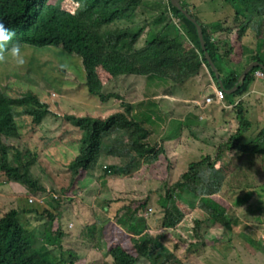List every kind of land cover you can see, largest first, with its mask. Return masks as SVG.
I'll return each mask as SVG.
<instances>
[{"label":"trees","instance_id":"16d2710c","mask_svg":"<svg viewBox=\"0 0 264 264\" xmlns=\"http://www.w3.org/2000/svg\"><path fill=\"white\" fill-rule=\"evenodd\" d=\"M172 1L0 0V19L15 31L9 47L18 43L20 47L52 48L76 55L81 61L88 96L96 97L102 104L121 102L119 109L109 116L98 112L89 117H65L78 129L80 142L76 155L75 150L72 152L75 156L66 162L65 169H55V180L59 181L64 175L70 178L67 186L57 184L59 188H54L53 197L60 203L64 198L69 200L77 193L87 195L95 189L91 199L95 209V201L101 196L102 180L97 178L90 189H82L79 184L102 160H110L105 173L123 183L124 180L136 181L140 173L151 177L145 182L161 183V188L165 189L164 196L159 193L158 201L163 214L159 231H165L164 234L153 235L146 220L138 217L147 211L151 197L133 204L112 197L106 200L109 223L103 264H189L190 258L206 255L211 249V244L204 239L206 221L227 233L232 242L238 235L233 224L240 212L242 215L252 210L256 199L261 201L256 221L262 229L264 226L261 218L264 215V123L246 146H240L242 134L252 130L244 104L246 98L242 97L255 81L254 73H263L261 70L253 69L232 95L224 93L229 104L234 105L238 100L233 110L236 127L230 128L233 134L229 141L219 147L214 157L199 149L205 155L198 158L199 162L190 164L188 171L173 185L169 179L175 149L165 143L155 147L149 143V126L161 121L155 117V108L143 109V105L133 108L122 103L123 98L117 92L106 93L109 83L131 76L144 77L147 84L180 87L199 76L204 66L219 87L204 57L195 24L174 9ZM223 1V9L228 8L229 14L207 27L189 12L186 0H180V4L202 26L207 51L225 88L231 90L247 65L254 61L264 65V0ZM185 40L189 41L188 48L184 47ZM16 104H29L25 106V113L38 124L54 115L51 111L55 106L43 103L37 95L12 100L0 94V188L15 182L29 195L43 199L46 188L34 173L37 167L43 166L41 155L29 146L21 152L11 144L19 139L12 111ZM197 122L193 121L201 125ZM233 152L237 155H229ZM44 158L48 160L45 155ZM204 171L211 172L206 179L202 176ZM186 192L196 197L195 208L204 214L203 220L193 217V208H185L181 198ZM55 209L54 203H48L46 208L44 204L28 208L23 203L3 215L0 218V264H55L56 258L59 259L56 264H72V254L66 258L62 254L53 260L44 255L45 252L52 256V250L62 248L64 233L56 222ZM29 217L44 220L41 230H36L42 233L43 251L33 244V239L39 241V238L29 229L33 224L27 220ZM39 224L35 223L37 229ZM93 231L94 226H90L89 235L95 239ZM246 237L248 242L250 238ZM248 246L258 251L262 249L260 240L249 241Z\"/></svg>","mask_w":264,"mask_h":264},{"label":"rangeland","instance_id":"374dc122","mask_svg":"<svg viewBox=\"0 0 264 264\" xmlns=\"http://www.w3.org/2000/svg\"><path fill=\"white\" fill-rule=\"evenodd\" d=\"M185 4L189 12L194 13L195 18H198L206 27L215 25L217 18H222L229 14L228 8L223 9V0H186ZM176 22L178 23V20ZM179 24L184 28H188L184 23ZM230 24L231 22L228 23V25ZM184 47H189V41L185 40ZM21 51L27 61L22 68L17 67L7 53L1 54L3 55V59H0V94L12 100H20L27 96L33 97L37 95L43 103L53 104L55 106L51 111L55 116H47L42 120L41 124L35 122L33 117H29L25 113L28 105L33 104H16L12 107L18 127L19 139L11 142V144L17 146L19 142L22 144L27 143L28 136H32L33 139L30 147L33 152L35 151L41 155L43 163V166L37 167L34 173L46 188V192L44 198L39 199L29 195L27 191L25 193L22 189L21 191H17L16 187L21 185L15 182H12V185L10 183L0 188V218L9 212L11 208L20 207L23 203L28 208L37 205L42 207L43 204L46 208L48 203H54V206H56L54 212L57 217L56 222L58 223L59 229L63 231L64 238L61 251L51 249L52 256L45 252L44 255L48 260H53V258L60 257L62 254L64 258L68 254H72V264H103L105 262L109 223V220L106 218L109 212V209L106 210V200L110 199V197L118 199L117 201L120 202H128V204L147 200L151 197L152 201L147 211L144 215L139 214L138 217L139 219L143 218L146 220L150 230L149 232L153 235L161 233L159 229L163 214L158 201L159 193L162 196L165 194V189L163 187L161 188V183H153L152 181L145 182L151 177L140 173L135 177L137 178L136 181L124 180L123 183L119 181L120 179H115L116 177L105 173L107 167H110V160L107 162L102 160L100 165L92 173L89 171L85 179L79 184V187L82 189L88 187L90 189V185L97 178L102 180L101 196L95 201V209L91 206V199H93L96 193L95 189L88 192L87 195H79L80 193L74 194L69 200L64 198L65 200L63 199L60 203L57 198L53 197L52 192L54 188H59L57 184L61 183L67 186L70 178L64 175L59 181L55 180V169H65L67 166L66 162L76 155L80 142L78 129L70 121H66L65 117H89L98 112L109 116L119 109L121 102L111 101L107 104H102L96 97L88 96L84 85V73L81 61L78 56L67 55L59 49L52 48L21 47ZM204 68L208 70L206 66L203 67V70ZM209 75L210 73L207 74L205 72L203 76L199 77L205 86L200 97L201 103L205 102L203 103V106L205 105L203 107L204 109L207 106H213V111L217 109L218 116H213V113H210L214 117V123L217 126L216 130H208L203 125L204 122L199 121L209 117L210 115L208 113H203L201 119L194 116L193 120V114H190L192 113L190 112V109H192L190 106L192 104L178 105L175 102L178 99L179 87H173L171 91V95H173V99L170 101L171 103L162 102L160 105H158L157 100L161 97L168 96L171 90L168 84L158 86L157 88L151 86L152 89L148 93H130L131 84L128 79L126 80L127 77H125L115 79L105 87L106 93L117 92L123 98L122 103L130 104L133 108L138 109L141 105H143V109L149 106L155 108V117L161 118V121L157 122L156 126H149L151 131L149 143L151 147L165 143L170 149H175L173 156L174 165L169 179L170 185L178 182L180 177L188 171L189 165L199 162L198 158L205 155L200 153L199 149L213 155V157L214 155H218L219 147L227 143L230 136H232L230 134V128L236 127V121L234 119L232 120L233 123L230 124L226 123V120L232 117L230 112L237 105L238 100L233 108L231 107L232 105H229L228 100L216 102L214 93L217 90L214 92L210 88V85L207 86L209 82L205 79ZM259 79H263V77H255V81L251 84L250 88L254 85L261 84L262 82ZM209 97L212 99L210 103L207 102ZM33 107L40 108L38 105H33ZM41 108L43 109L44 107ZM181 110L183 111L181 112ZM179 112H181V116L177 117L179 116ZM187 112L190 113L187 115ZM133 113L135 112L133 111ZM250 113L247 116L250 118L253 127L258 130L263 122L257 123L258 118L254 109ZM261 113L264 115V101L263 107L261 106ZM184 120H187L188 124L181 125L180 122ZM197 120L201 122V125H196L198 123ZM193 121L197 123L194 124ZM215 128L213 127L212 129ZM253 137L249 131L243 133L240 139V146H246ZM19 150L22 151L21 148ZM73 151H75V155L72 154ZM44 155L48 157L47 161ZM229 155H237V153L233 152ZM1 180L0 175V182ZM181 199L185 204V208H193V217L199 220L205 218L204 214L195 208L197 202L196 197L186 192L182 194ZM176 200L178 201V199ZM260 202L259 199H256L252 202L251 211L243 212L242 215L240 212L236 219L237 221L233 224L234 232L238 235L232 239V242L227 233L215 228L212 222L206 221L204 224L207 225V230L204 234V239L211 244V249L207 250L206 255L201 257L196 256V259L190 258L189 264L257 263L249 254L252 250L249 249L248 242H252L253 240L254 242L259 241L258 236L260 237V235L264 234V226L262 229L260 222L256 221L259 215L257 213L261 210ZM110 217H113V215L110 214ZM261 218L264 219V215ZM27 220L33 222L29 226V229L37 239L39 238V241L33 239L34 246L38 250L43 251L42 241H40L42 240V233L38 231L41 230L40 226H42L44 220H36L30 217ZM36 222L40 223L38 229L35 226ZM90 226H94L93 232L95 239H92L89 235ZM164 233L165 231L161 234ZM246 235V238H250L248 242L245 241ZM168 245L171 247L170 242H168ZM175 255L179 258L181 257L179 253H175ZM58 262L59 259L56 258L55 264ZM64 264L66 263L64 262Z\"/></svg>","mask_w":264,"mask_h":264},{"label":"crops","instance_id":"0c3cea01","mask_svg":"<svg viewBox=\"0 0 264 264\" xmlns=\"http://www.w3.org/2000/svg\"><path fill=\"white\" fill-rule=\"evenodd\" d=\"M220 19L221 18H217V21H219ZM205 72L207 74L209 73L208 70L206 68H204V70L200 73L199 76H197L194 79H192V81H189L186 84L181 85L179 87V94L177 96L178 99H177V101L175 100V102L178 105H180V104L181 105H183V104H192V106H190V108H192V109H190V112H192V113L187 112V115L189 113L193 114L192 115L193 116L192 117L193 120H194V116H197V117H199L201 119V115L203 113H208V115H210V113L211 114L213 113L212 114L213 116H218L217 109L214 110L215 112L213 111V109H214L213 106H207L204 109L203 107L205 105L203 106V103H205V102L201 103V97L200 96H201V93L203 92L205 86L202 84V82H201L202 79L200 80L199 77L203 76V74ZM127 79L130 82V84H131L130 93H138V94H142V93H145V92L148 93L152 89L151 86H153L154 88L158 87L157 84H147L146 78H144V77H133V76H131V77H127L126 80ZM205 79H207L208 80L207 82H209V84L207 86L210 85V88L213 89L214 92H215V90L218 91L220 89L218 86L215 85V83L213 82V80H212L210 75H209V77H206ZM259 80H261L262 83L258 84V85H254L252 88H250V90L248 91L250 93L247 94L248 96L246 95L244 97V99L246 98L245 101H244V104H245V107H246L248 113H250V111H252V109H254V111L257 114V118H258L257 123H260V122L264 123V115H263V113H261V106L263 107V101H264V81H263V79H259ZM133 84H138V85H133ZM169 87H171V90H170L168 96L161 97L159 100H157V103L161 104L162 102H166V103L169 104V102L172 101L173 95H171V91H172L173 87L171 85H169ZM214 94H215L214 95L215 96V100L217 102L218 100L216 98V93H214ZM260 98H262V99H260ZM256 100H257V102H256ZM224 101H225V99H224ZM229 105H232L231 106L232 108L234 106L233 104H229ZM234 109H235V107H234ZM233 110L230 112V114H232V117L227 118V120H226V123H228V124L233 123V121H232L234 119V111ZM182 111L183 110H181V112ZM181 112H179V116H177V117L181 116L180 115ZM212 115H210L209 117H206L205 119L199 120L201 122H204L203 125H205V127L208 130H210V129L211 130H216L217 129V126H215V123H214V117ZM185 121L186 120H184L183 122H185ZM180 123L182 125V122H180ZM263 123H262V125H263ZM213 127L214 128L216 127V128L212 129ZM251 127H252L251 128L252 130H250L249 132L252 134V136L255 137V134H256L257 130L253 127V124L251 125ZM227 134H226V136H227ZM230 134H233V131H231ZM32 139H33L32 136L31 137L28 136V142L27 143L22 144L21 142H19L17 144V147L22 149L21 152H25L26 151L25 148L27 146L30 147V145L32 144ZM31 150H32V148H31ZM10 185H12V183ZM21 189L23 191H25V193H27L26 190L22 186H17L16 187L17 191H21ZM260 237H261V235H260ZM260 237L258 236L259 240H260ZM257 241H255V242H257ZM251 250H252V252H249V254L251 255L252 259H255V261L257 262L255 264H264V260H263L264 250H263V248L261 249V251H258V250H255V249H251Z\"/></svg>","mask_w":264,"mask_h":264},{"label":"water","instance_id":"95a60500","mask_svg":"<svg viewBox=\"0 0 264 264\" xmlns=\"http://www.w3.org/2000/svg\"><path fill=\"white\" fill-rule=\"evenodd\" d=\"M172 7L174 9H176L178 12H180V14L187 20H189L190 22L194 23L196 28H197V32H198V36H199V40H200V45L202 48V51L204 52V57L206 59V61L208 62V65L210 67V70L214 73L215 77L217 78L218 84H219V88L221 91H223L225 94L227 95H232L233 93H235L244 83V79L246 78V76L255 68L261 70L264 74V65L260 64L256 61L251 62L249 65H247L245 67V69L241 72L237 83L235 84V86L231 89V90H227L224 86L223 81L220 78V74L219 71L217 69V67L215 66V63L213 61V59L211 58L210 54L207 51V46H206V40L204 37V32H203V28L202 26L198 23L197 19H194L192 16H190L189 13H187L186 11L183 10V8L180 5V0H173L172 1Z\"/></svg>","mask_w":264,"mask_h":264},{"label":"clouds","instance_id":"9594fccd","mask_svg":"<svg viewBox=\"0 0 264 264\" xmlns=\"http://www.w3.org/2000/svg\"><path fill=\"white\" fill-rule=\"evenodd\" d=\"M15 36V31L6 27L4 21L0 19V54L7 53L11 59L14 61L17 67H23L27 61L25 55L21 51V47L18 43H13L9 47L11 41ZM0 59H3V55H0ZM211 175V172L204 171L202 176L206 179Z\"/></svg>","mask_w":264,"mask_h":264},{"label":"built area","instance_id":"2783aa9c","mask_svg":"<svg viewBox=\"0 0 264 264\" xmlns=\"http://www.w3.org/2000/svg\"><path fill=\"white\" fill-rule=\"evenodd\" d=\"M254 76L257 77V78H262V77H263V73L257 71V72L254 73ZM216 98H217V100H218L219 102L224 101V99H225V94H224V92L221 91V90H218V91L216 92ZM211 101H212L211 98H208V99H207V102H208V103H210ZM260 243H261V247H262L263 250H264V236H261ZM263 260H264V257H263Z\"/></svg>","mask_w":264,"mask_h":264}]
</instances>
